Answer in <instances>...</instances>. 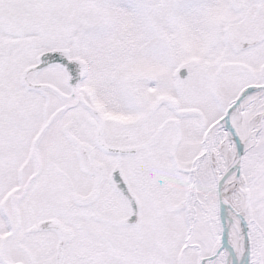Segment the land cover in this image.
Masks as SVG:
<instances>
[{
	"label": "snow or ice",
	"instance_id": "obj_1",
	"mask_svg": "<svg viewBox=\"0 0 264 264\" xmlns=\"http://www.w3.org/2000/svg\"><path fill=\"white\" fill-rule=\"evenodd\" d=\"M0 264H264V0H0Z\"/></svg>",
	"mask_w": 264,
	"mask_h": 264
}]
</instances>
